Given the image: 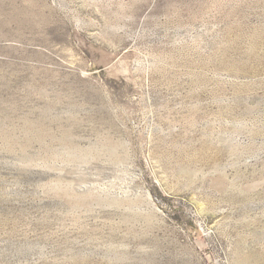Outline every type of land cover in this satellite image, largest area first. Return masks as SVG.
<instances>
[{"label":"rangeland","instance_id":"374dc122","mask_svg":"<svg viewBox=\"0 0 264 264\" xmlns=\"http://www.w3.org/2000/svg\"><path fill=\"white\" fill-rule=\"evenodd\" d=\"M263 259L264 0H0V264Z\"/></svg>","mask_w":264,"mask_h":264},{"label":"bare ground","instance_id":"6f19581e","mask_svg":"<svg viewBox=\"0 0 264 264\" xmlns=\"http://www.w3.org/2000/svg\"><path fill=\"white\" fill-rule=\"evenodd\" d=\"M145 196H146L145 199H146V201L149 203V205H151V208H152V209H155L153 203L151 202V197H150L149 192L145 191ZM261 258H262V257H261ZM258 260H259V259H258ZM263 260H264V259H263ZM175 261H176L177 263H183V262H184L182 259L180 260L179 256L175 257ZM263 264H264V263H263Z\"/></svg>","mask_w":264,"mask_h":264}]
</instances>
